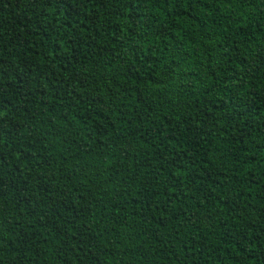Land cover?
Segmentation results:
<instances>
[{
	"label": "trees",
	"instance_id": "trees-1",
	"mask_svg": "<svg viewBox=\"0 0 264 264\" xmlns=\"http://www.w3.org/2000/svg\"><path fill=\"white\" fill-rule=\"evenodd\" d=\"M0 264H264V0H0Z\"/></svg>",
	"mask_w": 264,
	"mask_h": 264
}]
</instances>
